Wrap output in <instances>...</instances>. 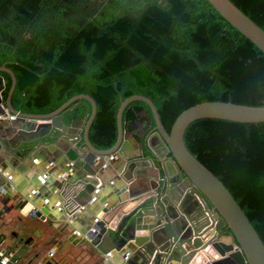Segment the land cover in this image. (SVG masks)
Wrapping results in <instances>:
<instances>
[{
    "label": "trees",
    "instance_id": "16d2710c",
    "mask_svg": "<svg viewBox=\"0 0 264 264\" xmlns=\"http://www.w3.org/2000/svg\"><path fill=\"white\" fill-rule=\"evenodd\" d=\"M229 1L264 32V0ZM5 4L3 15L12 17H0V66L15 77L12 108L47 114L87 95L96 105L88 130L95 149L113 146L117 108L132 95L152 102L166 132L183 110L201 102L264 106V55L206 0ZM1 75L5 99L10 79ZM72 105L70 114L86 120L88 104ZM138 111L150 118L145 104L132 102L124 121ZM183 143L230 193L264 246V122L196 120Z\"/></svg>",
    "mask_w": 264,
    "mask_h": 264
},
{
    "label": "water",
    "instance_id": "95a60500",
    "mask_svg": "<svg viewBox=\"0 0 264 264\" xmlns=\"http://www.w3.org/2000/svg\"><path fill=\"white\" fill-rule=\"evenodd\" d=\"M206 1L264 55V32L257 25L229 0ZM2 73L10 79L5 99ZM15 84L13 73L0 66V116L5 112L14 115L10 125L27 122L17 130L0 127V163L8 161V156L18 158L16 150L22 149L27 150V156L35 151L43 157L53 156L51 163L56 165L59 156L49 152L55 143L66 140L79 145L70 174L59 181L50 171L46 170L48 176H41L31 170L28 180L32 188L26 193L12 178L4 177L5 183L0 185L2 207L13 202L12 209L24 217L59 222V233L69 228L70 233L59 243L77 236L83 249L98 256L95 264H199L201 256L206 259L203 264H264V246L240 207L183 143L184 131L193 121L263 123L264 106L201 102L183 110L166 132L152 102L132 95L117 108L113 146L98 150L88 141L96 112L89 96H73L47 114H26L10 104ZM76 101L88 104L86 120L70 114ZM132 102L147 106L153 126L149 129L147 117L146 132L131 135L136 153L128 154L130 148H124L128 123L122 114ZM37 120L45 123L35 125ZM15 143L17 148H12ZM105 172H109L110 180ZM52 206L57 214H50ZM140 231L144 235H135ZM222 233L230 242L219 240ZM15 261L10 258V262Z\"/></svg>",
    "mask_w": 264,
    "mask_h": 264
},
{
    "label": "crops",
    "instance_id": "0c3cea01",
    "mask_svg": "<svg viewBox=\"0 0 264 264\" xmlns=\"http://www.w3.org/2000/svg\"><path fill=\"white\" fill-rule=\"evenodd\" d=\"M135 119L128 122L126 126L127 131V142L124 145L129 147L130 151L128 154L136 153L135 141L132 139L131 135L133 133L138 134L139 131L145 130L146 132V122L147 116L144 112L138 111L135 113ZM149 121V120H148ZM10 121H0V127L2 128H12L14 130L24 127L27 123L26 121L17 122L14 125H10ZM150 122V121H149ZM35 125L45 123L43 121L37 120L34 122ZM153 124L149 123V129ZM30 133L33 131L31 127ZM79 145H71L66 140H59L58 143L52 146L50 153H56L59 156L56 161L58 164L53 165L51 160L54 159L53 156L43 157V155L37 154V152H32L31 156H27V150L18 149L16 150V156L18 158H13L8 156V161L0 163V185L5 182L4 177L12 178L14 183L24 190V192H29L32 186L28 180V172L32 170L38 175H46V170L50 171L51 176L58 181L62 179L61 176L69 175L71 172V165L76 155V147ZM12 148H17V143L12 145ZM55 155V154H54ZM105 178L110 175L109 172L103 174ZM112 177V176H110ZM109 179V178H108ZM107 179V181H109ZM10 188L8 189V191ZM102 191L101 194H105ZM0 197H2L0 193ZM3 199V198H2ZM53 200H49V206ZM13 202H7L3 207L0 205V237L14 235V238L19 241L22 248L18 255H14L9 251L2 250L6 245H11V240L7 238L4 243H0V250L3 251L5 255L10 258L15 259V264H95L98 261V256L92 253L88 248L83 249L80 242L77 243L78 237L70 238V242H61L68 236L70 229L58 232L61 227L59 222L51 223L49 221L38 219H30L28 217L22 216L19 211L12 209ZM50 214L54 215L56 213V208L52 206ZM58 211V210H57ZM55 212V213H54ZM57 214V213H56ZM57 217V215H55ZM148 219H150L148 217ZM145 232H136L135 235H144ZM226 234H220L219 240L228 243L230 238L224 236ZM75 243V245H73ZM7 248V247H6ZM208 249V248H207ZM214 255V254H213ZM32 258L31 262L28 258ZM206 261L205 257L201 256L200 263L203 264ZM30 262V263H29ZM177 264V263H171Z\"/></svg>",
    "mask_w": 264,
    "mask_h": 264
},
{
    "label": "flooded vegetation",
    "instance_id": "af4514ba",
    "mask_svg": "<svg viewBox=\"0 0 264 264\" xmlns=\"http://www.w3.org/2000/svg\"><path fill=\"white\" fill-rule=\"evenodd\" d=\"M7 0H0V17H4L6 18V21L8 22L11 17H12V14H10L9 12V15H3L4 13H6V7H4V4L6 3ZM41 1V0H17V2H19V5L23 8V9H27V8H24V6L26 7H29V4L32 3L33 5H38V2ZM62 1V0H60ZM25 2H28L29 4H25ZM11 3L14 4L15 3V0H11ZM7 6V4H5ZM24 5V6H23ZM84 7H87V5L83 6ZM76 9V7H74ZM39 10V6L36 8V10L34 8H32V10L29 9V11H38ZM10 11H12V7L10 8ZM9 238L11 240V245H6L4 244L6 247H4L2 250L4 251H9L11 252L12 254L14 255H18V253H20L21 249L22 248L21 246H19L20 242L17 241L15 238H14V235H8L6 237L4 236H1L0 237V243H4V241ZM20 247V248H19ZM31 259L32 258H28L27 260L31 262ZM29 262V263H30Z\"/></svg>",
    "mask_w": 264,
    "mask_h": 264
},
{
    "label": "built area",
    "instance_id": "2783aa9c",
    "mask_svg": "<svg viewBox=\"0 0 264 264\" xmlns=\"http://www.w3.org/2000/svg\"><path fill=\"white\" fill-rule=\"evenodd\" d=\"M15 119L14 115L8 114L5 112L4 115L0 116V120H5V121H12ZM0 264H15V262H10L9 256L5 255L3 251L0 250Z\"/></svg>",
    "mask_w": 264,
    "mask_h": 264
},
{
    "label": "rangeland",
    "instance_id": "374dc122",
    "mask_svg": "<svg viewBox=\"0 0 264 264\" xmlns=\"http://www.w3.org/2000/svg\"><path fill=\"white\" fill-rule=\"evenodd\" d=\"M90 4H91V5H90V7H93V6H95V5H94V2H91Z\"/></svg>",
    "mask_w": 264,
    "mask_h": 264
}]
</instances>
